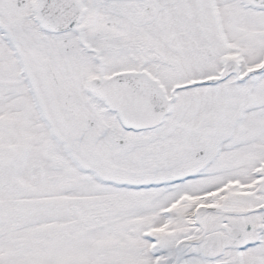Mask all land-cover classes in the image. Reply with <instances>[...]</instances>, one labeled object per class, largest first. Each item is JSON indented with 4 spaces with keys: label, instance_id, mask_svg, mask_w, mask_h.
<instances>
[{
    "label": "snow or ice",
    "instance_id": "1",
    "mask_svg": "<svg viewBox=\"0 0 264 264\" xmlns=\"http://www.w3.org/2000/svg\"><path fill=\"white\" fill-rule=\"evenodd\" d=\"M0 264H264V0H0Z\"/></svg>",
    "mask_w": 264,
    "mask_h": 264
}]
</instances>
